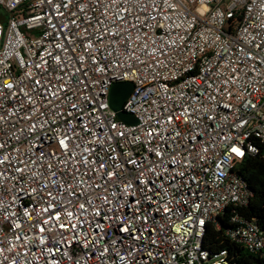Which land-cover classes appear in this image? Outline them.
<instances>
[{
  "label": "built area",
  "instance_id": "1",
  "mask_svg": "<svg viewBox=\"0 0 264 264\" xmlns=\"http://www.w3.org/2000/svg\"><path fill=\"white\" fill-rule=\"evenodd\" d=\"M246 154L264 162V0H0V264H232L202 240L247 203Z\"/></svg>",
  "mask_w": 264,
  "mask_h": 264
},
{
  "label": "trees",
  "instance_id": "2",
  "mask_svg": "<svg viewBox=\"0 0 264 264\" xmlns=\"http://www.w3.org/2000/svg\"><path fill=\"white\" fill-rule=\"evenodd\" d=\"M235 171L242 176L251 192L248 201L245 205L227 207L224 219H220L221 227L210 224L206 229L202 246L212 252L224 250L232 264H264L259 253L248 251L224 232L228 226L226 219L232 210L253 220L264 231V162L258 154H246L235 165Z\"/></svg>",
  "mask_w": 264,
  "mask_h": 264
},
{
  "label": "water",
  "instance_id": "3",
  "mask_svg": "<svg viewBox=\"0 0 264 264\" xmlns=\"http://www.w3.org/2000/svg\"><path fill=\"white\" fill-rule=\"evenodd\" d=\"M132 90V83L129 81H118L114 82L108 94V104L116 111L117 117L128 124H135V117L129 113L122 110V105L125 99L128 97Z\"/></svg>",
  "mask_w": 264,
  "mask_h": 264
},
{
  "label": "snow or ice",
  "instance_id": "4",
  "mask_svg": "<svg viewBox=\"0 0 264 264\" xmlns=\"http://www.w3.org/2000/svg\"><path fill=\"white\" fill-rule=\"evenodd\" d=\"M233 151H237L236 149H233Z\"/></svg>",
  "mask_w": 264,
  "mask_h": 264
}]
</instances>
